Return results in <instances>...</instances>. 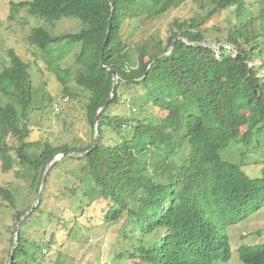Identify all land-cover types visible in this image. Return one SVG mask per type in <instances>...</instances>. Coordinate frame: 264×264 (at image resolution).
I'll list each match as a JSON object with an SVG mask.
<instances>
[{"label":"trees","instance_id":"16d2710c","mask_svg":"<svg viewBox=\"0 0 264 264\" xmlns=\"http://www.w3.org/2000/svg\"><path fill=\"white\" fill-rule=\"evenodd\" d=\"M112 2L113 7L108 0L16 4L50 25L62 18L81 23L77 33L62 35L35 28L29 43L67 96L70 81L89 93L85 111L91 128L98 109L110 98L112 73L118 77L99 118L96 146L86 156L63 158L55 168L65 161L82 163L79 172L86 177L78 180L88 183L94 197L108 202L105 221L114 223L124 216L123 238L128 243L116 259L127 255L144 264H226L232 255L226 229L259 210L264 200V160L259 177L251 178L242 169L246 151L264 146V5L261 8L259 0H210L212 8L204 16L172 20L164 39L152 31L149 41L134 42L127 35L186 0ZM228 9L235 17L217 28ZM215 19L217 24H210ZM210 29L223 35L215 42L218 47L206 39ZM76 44L80 49L73 65L62 68L65 48ZM0 94L9 100L0 105L1 171L28 174L31 181L20 204H15L10 190L0 187V196L13 206V228L31 207L47 164L60 154L89 151L93 137L79 148L45 144L38 155L26 151L33 146L27 142L26 125L33 87L29 65L12 49L0 71ZM128 95V112L111 115ZM146 109L164 115L141 118ZM106 128L120 141L105 144ZM8 138L16 145H8ZM229 146L238 148L241 164L221 158L220 152ZM78 189H70L72 198ZM42 204L41 200L33 214L45 215ZM72 209L82 212L83 207L75 204ZM33 214L19 228L13 264L58 263L62 252L55 251L57 234L52 231L49 236L46 230L55 225L52 221L45 219L31 241L25 238L23 226L31 229L26 222ZM75 218H68L73 220L70 228L68 220L60 223L67 237L78 230ZM10 234L4 264L9 262L13 229ZM237 256L242 264H264V242L240 246Z\"/></svg>","mask_w":264,"mask_h":264},{"label":"rangeland","instance_id":"374dc122","mask_svg":"<svg viewBox=\"0 0 264 264\" xmlns=\"http://www.w3.org/2000/svg\"><path fill=\"white\" fill-rule=\"evenodd\" d=\"M30 0H0V71L7 62V51L12 49L17 55L29 65V73L31 84L33 87V104L27 109L26 125L29 131L27 142H31L33 146L26 151L29 154L38 155L42 151L45 144H51L54 147H83L91 141L94 135L93 128L86 120L85 106L88 101L89 93L76 86L73 81L69 82L70 96L63 91L61 84L57 83L54 75L46 68L41 61L38 49L29 43V37L33 29L42 27L53 35H62L66 33H77L81 28V23L75 19L62 18L60 21L50 25L41 17H33L29 15L26 7L17 6L20 2ZM256 2L258 0H250ZM260 1V7L264 5V0ZM259 7V8H260ZM212 8L210 0H186L181 6L172 9L162 16L153 24H146L135 32L133 36L127 35V30H123L122 34L135 41H149L152 31H158L160 38L164 39L168 33L169 23L174 19L184 20L197 15L202 17ZM258 9L253 8V16H257ZM235 17L234 10H226L217 21H211L210 24H217V28L222 23H227L228 19ZM225 19V20H223ZM207 41H212V47L215 46L217 39H223V35L212 29L205 31ZM132 43V42H131ZM229 49L231 47L227 46ZM66 50V57L61 62L62 68H69L73 65L75 56L77 55L80 45H73ZM37 91V93H36ZM123 93H126L125 91ZM131 98L130 95L121 99V105L112 109L111 115L128 112L127 102ZM7 98L0 94V105L9 102ZM7 101V102H6ZM151 112L146 109V113L140 117L162 116L163 112L155 110ZM123 135L127 134V129H123ZM120 137L111 129H105L104 143L107 145L119 142ZM8 145L15 146L16 141L8 138ZM231 146V145H230ZM228 147L220 152L221 158L236 164L242 163V156L237 147ZM242 148V147H241ZM246 151L245 148H242ZM244 163L247 164L242 169L251 178L261 175L262 164L264 160V146L258 148L255 152L246 151ZM82 165L76 161H65L57 168H52L47 180L43 195L41 210L45 215L36 212L27 220L26 224L31 226L25 228L24 236L28 241L33 238L36 230L41 231L43 221L46 219L52 221L55 225L49 230L46 228L47 234L50 236L52 231L57 234L55 241V251H61L58 263L48 261V264H111L116 261L117 264H144L137 258H130L127 255L123 258L116 259L118 251H123L127 245L126 239L123 238L124 216L118 221L111 223L104 219V213L108 211L107 201L94 197L88 183L83 184L78 177L85 178V174H80L79 167ZM69 171V172H68ZM30 176L33 174L28 171ZM68 179V181H67ZM30 177L28 174L22 176L16 172H2L0 164V187L10 190L16 200L15 204H20L21 200L27 195L30 188ZM91 184V183H90ZM79 186L77 194L74 198L70 194V189ZM85 194L86 196H83ZM90 195V196H89ZM36 199V195H35ZM34 199V201H35ZM33 201V202H34ZM261 201V200H260ZM33 204V203H32ZM31 204V206H32ZM79 204L83 207L82 212L72 209V205ZM263 206L257 210L243 216L235 225L229 226L225 234L228 237L232 255L226 264H242L237 256V249L242 246H251L264 242V200ZM66 211V212H65ZM13 206L0 196V264H4L6 255L10 247V229L13 221L11 219ZM71 215L76 216L78 230L72 232L71 237H67V229L60 226V223L69 221L68 227L73 226ZM67 216V217H66ZM28 218V217H27ZM21 228V227H20ZM259 232V235H256ZM253 233V234H252ZM244 236L242 237V235ZM252 235L254 238L249 237ZM12 248V247H11ZM221 264V263H218Z\"/></svg>","mask_w":264,"mask_h":264},{"label":"water","instance_id":"95a60500","mask_svg":"<svg viewBox=\"0 0 264 264\" xmlns=\"http://www.w3.org/2000/svg\"><path fill=\"white\" fill-rule=\"evenodd\" d=\"M108 2L110 4V6L113 7L112 0H108ZM108 32H109V30H108ZM105 69L107 71L110 70L107 67H105ZM117 83H118V77H117L116 73H112V86H111L110 98L98 109V111H97V113L95 115V118H94V122H93L94 135H93V142H92L91 149L89 151L85 152V153L72 152V153H67V154H63V155L62 154L57 155L47 164V166L45 168V171H44V174H43V177H42L41 182H40V186H39L38 192L36 194L35 201L33 202L32 206L29 208V210L25 212V214L22 216V218L16 224V226H15V228L13 230V245H12V248H11V251H10V257H9L8 264H13L14 252H15V249L17 247L18 240H19V228H20L22 222L27 217H29L32 213H34V211L39 207V205L41 203V200H42V195H43V192H44V189H45V186H46V183H47V180L49 178V174H50L52 168L54 166H56V164L58 162H60L63 158L71 157V156L72 157H83V156H86L96 146L97 140H98V129L97 128H98V124H99V118H100L101 114L104 112V110L106 109L107 105L110 103V101L112 99V96L114 94L115 88L117 86Z\"/></svg>","mask_w":264,"mask_h":264}]
</instances>
